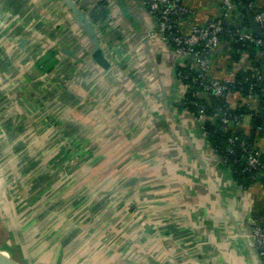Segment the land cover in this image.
Returning a JSON list of instances; mask_svg holds the SVG:
<instances>
[{"label": "crops", "instance_id": "obj_1", "mask_svg": "<svg viewBox=\"0 0 264 264\" xmlns=\"http://www.w3.org/2000/svg\"><path fill=\"white\" fill-rule=\"evenodd\" d=\"M7 1L25 16L10 39L35 31L39 44L11 59L19 92L0 89V253L19 264H263L249 220H264V184L242 186L221 162L204 128L225 111L186 109L180 65L140 0H107L99 28L72 5L89 14L100 0ZM225 1L182 0L183 33L236 23ZM94 37L109 70L93 60ZM230 54L228 43L212 52L209 76L235 67ZM48 56L50 70H37ZM250 127L246 115L235 128ZM255 147L264 155V135Z\"/></svg>", "mask_w": 264, "mask_h": 264}, {"label": "trees", "instance_id": "obj_2", "mask_svg": "<svg viewBox=\"0 0 264 264\" xmlns=\"http://www.w3.org/2000/svg\"><path fill=\"white\" fill-rule=\"evenodd\" d=\"M229 1L232 5L229 14H231L232 18L237 17V22L233 23L232 21H223L222 19H215L212 21L221 20L222 32L220 34V44H230V62H232V64H237L241 60L242 55H245V62L257 70L258 76L256 77H252L254 72L249 69H241L236 74V78L232 85V92L239 94L244 104L237 106L235 109H230L225 98H213V105H208L204 100L200 99L197 94L200 90L198 84L194 81L197 74L183 67H178V74L180 73L182 75L183 78H181V80L186 88V93L184 95L186 109L196 118L199 115L208 117L215 116L216 108H222L225 111L226 117H244L246 115L251 117V127L247 132L242 129H236L234 126L225 129L222 126L221 119L218 118H215L213 122L204 128L209 143L219 156L221 162L231 170L236 182L242 186H250L255 182L252 179L254 171H243L246 167V163L242 160L245 155L243 146L247 150L255 149L258 153V158L261 162L264 161V155L259 153L258 149L255 147L257 140L264 135V81L260 85V57L263 50L261 46L237 40L234 34L237 30L250 31L247 16L250 15L253 18L257 10L260 11L262 9L250 8L254 0H238V3L232 0ZM243 11L245 13H243ZM108 15L109 9L107 0H100L89 12L91 22L94 24H103L107 20ZM186 18L187 15L183 16L181 19L184 21ZM262 30L264 32V28H262ZM52 60L50 56L41 58L36 64V69L41 72L49 71ZM246 77H251V79L245 81ZM251 83L253 86L250 89ZM255 95H257L256 100L259 101V109H250L245 99H255ZM257 127H261L262 131H258ZM260 182L264 184L262 178H260Z\"/></svg>", "mask_w": 264, "mask_h": 264}, {"label": "built area", "instance_id": "obj_3", "mask_svg": "<svg viewBox=\"0 0 264 264\" xmlns=\"http://www.w3.org/2000/svg\"><path fill=\"white\" fill-rule=\"evenodd\" d=\"M144 5L148 15L153 18L158 26L157 35L163 42L170 45L173 50L175 59L178 65L187 68L197 74L194 81L198 84L200 90L197 94L203 93L212 96L213 98H227L232 94V85L236 78V74L241 69H249L253 71L256 77L257 70L245 62V55H242L239 63L234 64L235 67L229 70L223 78H214L209 76V71L212 69L210 56L212 52L220 45V34L222 32L221 20L210 21L206 26H190L186 34L182 31V17L188 14V10L183 5L182 0H140ZM225 6L228 10L232 5L228 0L225 1ZM251 9H258L255 3L250 5ZM86 9H81L87 19L91 22L89 14L85 12ZM260 29L264 28V10L255 13L253 17ZM185 21V20H184ZM93 25L99 28L101 23ZM153 34L152 36H154ZM156 36V35H155ZM234 37L242 42H247L256 46H261L262 40L254 35L251 31L237 30ZM179 81L182 86L183 95L186 93V88L182 83V75L178 74ZM251 77H246L245 81H249ZM253 84L251 83L250 89ZM255 99H245L246 104L251 106ZM250 109H254L252 106ZM204 115H199L202 117ZM243 122L242 116L226 117L221 119L222 126L226 129L230 126L238 127ZM258 131H262L261 127H257ZM232 142V141H230ZM243 146V145H242ZM243 151L247 157L246 167L243 171H254L252 179L256 181L262 178L264 180V161L258 158V153L255 149L247 150L243 146ZM251 228V237L256 244L258 255L264 264V220L252 218L249 220Z\"/></svg>", "mask_w": 264, "mask_h": 264}, {"label": "rangeland", "instance_id": "obj_4", "mask_svg": "<svg viewBox=\"0 0 264 264\" xmlns=\"http://www.w3.org/2000/svg\"><path fill=\"white\" fill-rule=\"evenodd\" d=\"M7 1V0H6ZM19 2L14 3L11 5L10 2L2 3L1 13H0V27L4 25V28L2 33L0 34V89L7 88V92H12L13 90H16V93L19 92V83L17 80H15L14 77L9 76L6 72H8V68L10 67L11 59L15 60L19 59L22 56H30L32 57V51L36 47L37 44H39V34L35 31H29V39L17 37L16 39H10L9 37V31L12 29L14 30L15 27L21 25L24 21V17L22 13L17 12L14 13V10H16V7H18ZM26 27H29V24L26 25ZM11 37H15L14 35ZM28 59V58H27ZM14 61V62H15ZM32 62V59H28V63ZM8 64V65H7ZM6 66H8L6 68ZM18 65L17 67H19ZM23 68V65L21 66ZM18 68V72H21L23 69ZM5 73V74H4ZM12 90V91H11ZM16 105L20 104V101H18L16 98H14ZM3 243V236L0 238V246Z\"/></svg>", "mask_w": 264, "mask_h": 264}, {"label": "water", "instance_id": "obj_5", "mask_svg": "<svg viewBox=\"0 0 264 264\" xmlns=\"http://www.w3.org/2000/svg\"><path fill=\"white\" fill-rule=\"evenodd\" d=\"M232 1H234L235 3H238V0H232ZM72 11L75 13V16H77L78 20L82 24L90 25V21L87 19V17L84 15V13L80 10V8H78L75 5L74 2H73V5H72ZM243 13H245V12L243 11ZM247 20H248V25H249L250 31L254 35H256L258 38H260L262 40L261 48L263 50V53H262V55L260 57L261 58V65H260V74H261L260 85H261L263 83V81H264V32H263L262 29L259 28V26L257 25V23L254 21V19L250 15L247 16ZM93 41H94V44H95V51L93 52V55H92L93 60L95 61V63L97 65H99L104 70H109L110 65H109V63L107 62V60L104 58V56L102 54V51H101V49L99 47L97 38L94 37L93 38ZM181 106H184V104H182ZM261 117H262V115H261ZM0 264H19V263L15 262V261H13L11 259H9L8 257L4 256L2 253H0Z\"/></svg>", "mask_w": 264, "mask_h": 264}]
</instances>
